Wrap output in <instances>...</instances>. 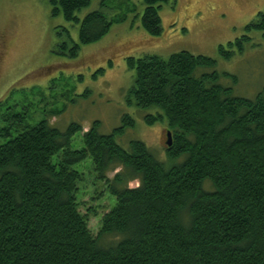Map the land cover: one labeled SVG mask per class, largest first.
I'll return each mask as SVG.
<instances>
[{
    "label": "trees",
    "instance_id": "1",
    "mask_svg": "<svg viewBox=\"0 0 264 264\" xmlns=\"http://www.w3.org/2000/svg\"><path fill=\"white\" fill-rule=\"evenodd\" d=\"M123 1L99 0L79 18L92 0H47L50 15L78 25V41H62L59 52L76 56L81 44L125 21L126 13L115 12ZM140 1V27L161 35V7L174 0ZM246 28L264 30V10ZM247 39L219 44L218 52L228 59ZM125 61L133 70L126 103L146 112V124L166 123L167 160L141 140L128 148L117 142L135 124L129 114L101 133L98 120L84 131L77 122L60 129L45 117L30 125L24 113L7 112L10 124L0 128L10 136L0 143V264H264V85L253 97L236 95L216 70L206 71L214 58L186 50ZM77 132L83 146L72 148ZM88 157L115 200L96 234L80 211L84 177L75 167ZM132 180L137 185L129 186Z\"/></svg>",
    "mask_w": 264,
    "mask_h": 264
},
{
    "label": "rangeland",
    "instance_id": "2",
    "mask_svg": "<svg viewBox=\"0 0 264 264\" xmlns=\"http://www.w3.org/2000/svg\"><path fill=\"white\" fill-rule=\"evenodd\" d=\"M143 6L140 0H124L115 12L126 13V20L113 23L100 39L81 44L77 55L71 57L59 49L62 41H78L77 24L60 14L50 15L47 0H0V128L10 124L7 112H18L26 115L27 124L45 117L60 129L77 122L84 131L98 120L99 132L109 133L120 125L123 114H129L135 124L125 128L117 142L128 148L130 140H141L158 160L166 161V123L146 124V112L126 103L133 82L127 56H167L186 50L214 58L215 67L206 71L216 70L218 82L231 86L236 95L253 97L264 85V30L246 28L264 10V0H174L161 7L159 36H150L140 27ZM98 7L99 0H92L77 14L82 18ZM108 14L111 17L114 12ZM242 35L249 37L243 49L223 58L218 45ZM99 68L103 70L98 72ZM16 133L11 130V136ZM81 133L73 135L72 148L83 146ZM9 137L0 133V143ZM75 167L84 177L79 184L80 211L87 213L88 227L96 234L101 213L115 200L105 183L96 178L89 157ZM118 169L108 172V178ZM137 183L132 180L128 184ZM91 206L94 213L87 210Z\"/></svg>",
    "mask_w": 264,
    "mask_h": 264
},
{
    "label": "water",
    "instance_id": "3",
    "mask_svg": "<svg viewBox=\"0 0 264 264\" xmlns=\"http://www.w3.org/2000/svg\"><path fill=\"white\" fill-rule=\"evenodd\" d=\"M167 140H166V145L167 146H170V144H171V137H170V132L169 131H167Z\"/></svg>",
    "mask_w": 264,
    "mask_h": 264
},
{
    "label": "flooded vegetation",
    "instance_id": "4",
    "mask_svg": "<svg viewBox=\"0 0 264 264\" xmlns=\"http://www.w3.org/2000/svg\"><path fill=\"white\" fill-rule=\"evenodd\" d=\"M166 133V132H165Z\"/></svg>",
    "mask_w": 264,
    "mask_h": 264
}]
</instances>
